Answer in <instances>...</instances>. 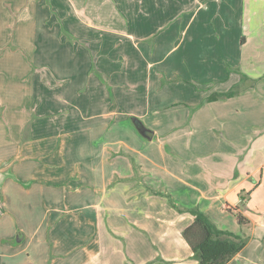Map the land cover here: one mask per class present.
<instances>
[{
	"label": "crops",
	"instance_id": "1",
	"mask_svg": "<svg viewBox=\"0 0 264 264\" xmlns=\"http://www.w3.org/2000/svg\"><path fill=\"white\" fill-rule=\"evenodd\" d=\"M200 2L86 0L84 8L79 5L89 13L85 19L71 4L63 12L54 9L77 35L73 19L90 29L125 27L117 8L128 27L145 30L139 36L128 31L123 37H93L86 44L99 48L94 53L73 44L108 76L102 82L68 68L67 76L85 81L79 93L71 80L52 86L54 73L45 82L37 68L49 71L48 64L31 55L38 51L37 29L56 24L54 16L16 21L13 28L27 39H16L13 29L8 39L14 49L0 37V64L16 58L32 78L28 89L0 87V264H200L182 235L193 215L151 190L167 192L180 208H198L219 228L247 237L227 264H264L263 9L249 22L241 9L233 12V0H205V7ZM4 5L0 32L9 28L7 10L19 9L12 0ZM170 10L180 29L171 61V51L163 55L170 40L166 31L148 40L166 24ZM48 43L42 39L41 45ZM79 58L87 69L90 62ZM226 64L254 79L253 85L200 104L214 89L228 90L239 81L240 74L228 73ZM199 69L208 72L197 89L189 81ZM176 76L182 80L162 83ZM182 94L191 95L190 105L199 103L195 110L171 106ZM133 116L152 138L139 133ZM185 140L184 148L173 143ZM189 141L223 147L206 145L196 152Z\"/></svg>",
	"mask_w": 264,
	"mask_h": 264
},
{
	"label": "rangeland",
	"instance_id": "2",
	"mask_svg": "<svg viewBox=\"0 0 264 264\" xmlns=\"http://www.w3.org/2000/svg\"><path fill=\"white\" fill-rule=\"evenodd\" d=\"M2 1H3V3H1L0 9L3 6H6V5H4L5 0H2ZM12 1L14 4L13 7L19 8V9L17 11L12 12L11 11L12 9H8V7H7L8 10H7V16L6 17H7V22H8L9 28L6 30V32H5V30H3V31L1 30L2 33L0 32L1 33L0 37H3V38L6 37V40L8 39V37H9V39L13 38V34H14V32H13L14 28L13 27H14L16 21H19V22L20 21L21 22L22 21H29V23H31V22H33V20L31 18L34 17V14L36 15V18L37 17H39V18L43 17L44 21H45L44 18L46 16L47 17L54 16L56 24H49L47 27L45 26L43 28L37 29V37L40 40L37 43L38 51L35 54H31V55L35 58V60L39 61L41 64L43 61L48 64V67L50 68V69H48L49 71H47L46 66H44V67L38 66V68H37V70L39 71V75L41 77H45V79H44L45 82H47L46 76L49 74L50 79H52L53 73H54L55 77H54V80L51 84L52 86L54 84L60 85L63 81L71 80L73 82V84H70V86L73 87L74 91H76L75 88H77V93L84 91L85 81L79 82L78 80L76 81V79L74 77L67 76L66 73L68 71V68L71 72H75L77 74V76L78 75L84 76L85 74H87L89 76L92 74L91 76H94V77L96 76L98 78V80L99 81L101 80L102 82H104L105 79L108 78V76L106 75V78L102 77L101 73L97 70V68L94 65V58L88 59L89 54L87 55V53H84L83 55L76 53V50L78 49V47H73L72 46L73 44L76 43L77 45L88 46L86 43H88L89 41H92L93 37H96V36H99L100 38H102L101 36H108V35L112 36V34H114V35L119 34L120 37H123V36H127L126 33L128 31L131 32L132 34L136 35V36H139V35H143L144 34L143 32L145 31L144 29H137V27H128L125 23V21L127 20L126 17L117 8L116 12L119 14V16L121 18V22L125 24V27L120 26V30L119 29H111V28H106L104 30H102V29H99V30L90 29L86 25H83L82 27L78 26L77 22H75V20L73 19L72 24H75V26H76V30H74V31L76 33H78L80 35L79 36V35L75 34L73 31H71L69 29V27L65 28L64 27L65 25L64 26L62 25L63 15L61 17H59L58 13L54 9H56L58 12H63L64 11L63 6H67V4H68V6H67V8H68V7H71V5H74L76 7V9H79V10H77V15L79 16V18L85 19V18H87L89 13L84 14L85 11L81 10L79 5H82L81 8H84L86 0H78V1L71 0L72 2L69 0H66V1L65 0H12ZM103 1H104L103 5H109L107 3L108 0H103ZM218 1H220V0H218ZM234 1H236L237 5L234 4ZM200 3H201L200 5L205 7V5H206L205 0H201ZM15 4L17 5L16 7H15ZM233 6H235V8H233L234 13L238 12V14H240L239 9H241V13L243 12L242 19L244 21L249 20V22H250L251 20H255L256 15L258 17H259V15H261L260 13H261L262 9H263L262 16H264V0H243L242 3H240L237 0H233ZM105 7H107V6H105ZM243 7H244V9H243ZM60 8H62V10ZM94 8L95 7H92L93 10H94ZM191 8L194 9V6ZM67 11L68 10H66V12ZM104 11H105V15L108 14V13H106L107 9H104ZM16 12L17 13L22 12V14H21L22 18H19V19L15 18ZM229 12L230 11H228V15L231 13V12L230 13ZM32 14H33V16H32ZM108 15L110 17H114L112 14H108ZM230 16H232V14H230ZM66 17L67 16L65 14L64 18H66ZM165 20H166L165 21L166 24L162 28L156 29L155 30L156 32H153L152 36L150 38H148V40H150V42H151L153 36H155L157 33L166 31L168 38H170V40L168 41V44L166 45V49L163 52V55H165L167 53V51H169V52L171 51L173 54L171 56H168V59L171 61L172 56L175 55V53L173 52L176 49L175 40L177 37H179L178 35L180 33V29H175V28H177V23L172 24L173 21L171 20V10L169 11L168 16ZM198 21H200V20L197 19L195 22H198ZM103 22L105 24H111L112 19L109 17H104ZM69 23L70 22H68L67 24H69ZM72 24H71V26H72ZM79 24H80V21H79ZM114 24L117 26L116 19L114 20ZM14 31H15V38L16 39L17 38L27 39V37H26L27 35H25V33L22 34L21 33L22 31L15 30V29H14ZM12 32H13V34H12ZM263 32H264V30H263ZM104 38H106V37H104ZM9 39H8L7 46L9 48L14 49L15 44L13 42V44H14L13 45ZM42 39L48 40L49 43L45 44V45H41ZM85 40H87V41H85ZM93 44H95V41H93ZM200 44H202V43H200ZM200 44H199V46H200ZM126 46H127V44H123L121 47V50L125 49ZM251 46H252V44H251ZM19 47H21V46H19ZM88 47L90 48L92 53H94L93 49H96V52L99 50V48H96L94 46L93 47L88 46ZM70 49H71V51H70ZM243 53H244V51H243ZM78 55L81 56L84 60H86L87 63L90 62V64H88V66H87V69L84 68L82 61ZM248 55H250V53H248ZM207 58H209V57H207ZM49 59H52V60L48 61ZM12 61H13L12 59L7 57L6 60H4L0 64V87L14 89V91L16 89L18 90V87H23L25 89H28V85H32V82H31L32 78L28 74V67L23 65L21 63V61L16 59V58L14 59L13 62ZM165 62L167 64V61H165ZM64 65L67 66L65 69H64ZM168 69L169 70L173 69V67L171 65H169ZM226 69H227L228 73L230 71H236L241 75V72L239 71L238 68H232L230 65L226 64ZM199 70H200L199 72L201 74L194 76L196 78H192L193 81H189L197 89H199V88H198L196 82L201 81L200 76L203 75L204 73L208 72V70H205V72L202 69H199ZM107 73H108V75H110V72H107ZM24 76H28V78H24ZM86 80L88 82V79H86ZM181 80H182L181 76H176V77H174V79L173 78H170V79L169 78H166V79L163 78L162 83H166L169 81L176 82V81H181ZM204 83H206V82H203V84ZM230 88L231 87H229L228 90ZM224 91H227V90L226 89L225 90H219V89L213 90V92H218V93L224 92ZM181 97H183V94L180 95L177 100H174L173 101L174 103L171 106H176V105L178 106L179 104L185 105V106H188L192 112L193 110H195L197 105L202 102V100H201L198 104L190 105L188 103V101L192 102L191 95L187 96L188 100L186 98H181ZM220 99H225V98L219 97V99H217V100H220ZM131 119H132V117L130 118V120ZM182 128H183V126H179V128H176V129H182ZM184 133H186V132H184ZM186 141L187 140L173 142V143L176 145H180V146H177L178 148H184V142H186ZM189 142L191 145L195 144L193 146L197 148L196 152L201 151L204 148H208V147H205L206 145H209L211 148H222L223 147V145H221V143H218V142L217 143H215V142H211V143L202 142L201 143L200 141H189ZM199 143H201V144H199ZM168 144H171V142H168ZM191 145H187V147L191 146ZM167 150H169L168 147H167ZM170 154L174 155V153H170Z\"/></svg>",
	"mask_w": 264,
	"mask_h": 264
},
{
	"label": "trees",
	"instance_id": "3",
	"mask_svg": "<svg viewBox=\"0 0 264 264\" xmlns=\"http://www.w3.org/2000/svg\"><path fill=\"white\" fill-rule=\"evenodd\" d=\"M253 83L254 79L241 73L239 81L229 90L220 93L212 92L202 102L214 101L219 97L235 96ZM151 191L166 196L169 203L179 212L189 211L193 215L192 222L182 230V235L200 264H227L234 253L246 244L247 237L219 228L208 214L198 208H180L172 201L169 193L158 190ZM15 241L17 242L18 238H15Z\"/></svg>",
	"mask_w": 264,
	"mask_h": 264
},
{
	"label": "water",
	"instance_id": "4",
	"mask_svg": "<svg viewBox=\"0 0 264 264\" xmlns=\"http://www.w3.org/2000/svg\"><path fill=\"white\" fill-rule=\"evenodd\" d=\"M131 120L142 136L148 139L152 138L153 132L147 128L139 118L133 116Z\"/></svg>",
	"mask_w": 264,
	"mask_h": 264
}]
</instances>
